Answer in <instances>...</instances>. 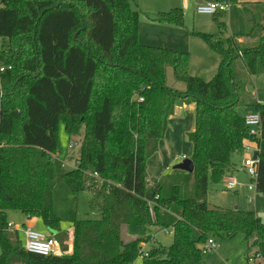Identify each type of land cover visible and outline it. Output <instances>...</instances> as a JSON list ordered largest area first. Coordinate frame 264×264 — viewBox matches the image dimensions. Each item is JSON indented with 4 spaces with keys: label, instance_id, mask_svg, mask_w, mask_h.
I'll return each mask as SVG.
<instances>
[{
    "label": "trees",
    "instance_id": "obj_1",
    "mask_svg": "<svg viewBox=\"0 0 264 264\" xmlns=\"http://www.w3.org/2000/svg\"><path fill=\"white\" fill-rule=\"evenodd\" d=\"M217 1L240 5L247 30L230 38L227 48L199 35L222 57L214 78L205 81L189 74V53L140 43V12L129 0H2L0 264H136L146 244L142 264H201V245L212 236L238 234L248 244L247 260L261 264L251 260L264 258L262 218L209 207L208 185L232 173V157H243L244 143L254 140L239 112L252 108L263 125L255 184L264 195V104L248 89L259 60L264 66V0ZM215 20L221 34L226 24ZM156 21L183 25V12L161 13ZM242 38L255 42L242 45ZM238 60L244 72L233 70ZM167 66L185 91L166 86ZM176 104L195 105V129L188 134L194 172L173 175H187L193 194L183 198L181 186L166 187L162 178L151 204L147 164ZM61 124L71 137L84 130L80 157L64 181L73 192L92 194L101 219L72 215V253L42 257L25 250L18 231L10 232L7 212L40 218L59 232L50 181ZM134 226L172 229L173 243L164 246L151 235L128 240L123 227Z\"/></svg>",
    "mask_w": 264,
    "mask_h": 264
},
{
    "label": "rangeland",
    "instance_id": "obj_2",
    "mask_svg": "<svg viewBox=\"0 0 264 264\" xmlns=\"http://www.w3.org/2000/svg\"><path fill=\"white\" fill-rule=\"evenodd\" d=\"M129 1L132 9L140 12V40L151 46L189 53V74L205 81H211L214 78L222 57L213 51L199 35L214 36L215 41L220 40L224 47L227 48L228 39L233 35L240 36L246 32L245 22L241 15L239 5L233 4L230 6V11L225 15L215 16L197 14L195 10L197 3L195 0ZM213 1L215 2L216 0H204V3ZM185 5L187 8H184ZM174 9L182 10L184 16L183 25L165 24L156 21L161 13H167ZM215 18L226 23V29L222 35L219 34V27ZM2 45L3 39L0 38V46ZM240 67H242L240 60L233 63L232 68L234 71L241 70L243 72ZM166 86L177 91H184L186 88L184 82L176 79L173 69L170 66L166 67ZM248 89L254 99H258L259 102L264 104V70L259 65L258 74ZM239 112L245 117L248 112L255 111L252 108L245 109L241 107ZM83 134L84 130L81 131L79 136L71 137L66 132L64 124L60 125L58 148L54 155V178L50 181L54 191L55 213L62 220L59 232H55L46 227L40 218H28L21 211L10 210L7 212V221L13 229L19 232L20 237H22V232L25 228H32L44 234L57 236L61 250L64 253L71 246L68 235L74 230V225L71 220L72 215L76 214L78 220L101 219L100 211L91 205L92 194L88 191L73 192L64 181V175L76 167L77 160L80 157ZM188 142L190 143L189 140ZM178 153L181 156L179 161L170 165L168 174L161 177L160 180L163 178L162 182L166 187H170L172 183L176 182L182 188L183 198H190L193 194V181L189 180L187 175L173 177V175L180 174L179 172H181L173 170V166L181 163L184 160L182 156L186 154L183 151H179ZM245 158L246 155L243 157L234 155L232 157V164L236 168L234 176L241 186L231 190L226 187L223 181L214 183L210 180L208 185V202L213 207L217 206L230 210L238 208L247 212H256L264 221V195L259 193L255 204L249 202V199L255 195V192L249 190V186L254 185V181L243 169V161ZM150 181L151 178L149 177ZM151 187L152 185L150 184V187L148 186L147 188L146 183V196L149 201H153L154 198ZM150 197L152 200L149 199ZM13 229H10L11 233L14 232ZM128 229H130L132 236L143 237L145 235H151L164 246H170L173 243L172 229L155 226L148 229L134 226ZM126 232L127 227H123L122 233L125 238ZM64 234H67L68 237ZM193 236L196 238V233ZM212 239L216 246L214 249H210L208 253L203 254L201 264H251L247 260L246 241L243 234H238L233 238L212 236ZM63 247H66L67 250H64ZM145 247L147 249L148 245L146 244ZM136 264H142V259L138 258Z\"/></svg>",
    "mask_w": 264,
    "mask_h": 264
},
{
    "label": "built area",
    "instance_id": "obj_3",
    "mask_svg": "<svg viewBox=\"0 0 264 264\" xmlns=\"http://www.w3.org/2000/svg\"><path fill=\"white\" fill-rule=\"evenodd\" d=\"M2 0H0L1 6ZM231 4L228 2H209V3H200L197 6L196 12L202 15H217L218 13H227L230 10ZM11 68V67H10ZM9 68V69H10ZM6 71V67H4L0 63V74ZM143 101V99H141ZM245 125L249 131V135L253 138V141L247 140L243 146L244 155L246 158L243 161L244 171L249 174V176L254 181V185L249 186V190L255 192V195H258V191L256 189L255 181L257 179V164L259 162V153H260V141L262 140V132L263 125L262 119L258 112H248L245 117ZM252 144V145H251ZM255 152H258V159L254 160L253 155ZM228 189H236L239 186V182L234 177L233 173H228L223 177L222 180ZM256 197H251L249 202L255 203ZM69 241L71 238L69 236ZM71 244V242H69ZM23 246L28 253L39 255L42 257H51V256H63L66 254L61 250V245L56 236H52L49 234H44L39 231H36L32 228L24 229V243ZM216 246L214 240L211 238L207 241L205 245L202 246L203 254L208 253L210 249H214ZM147 249L144 246L141 251V259L147 256ZM251 261H260L264 263V258L261 255H257L255 259Z\"/></svg>",
    "mask_w": 264,
    "mask_h": 264
},
{
    "label": "crops",
    "instance_id": "obj_4",
    "mask_svg": "<svg viewBox=\"0 0 264 264\" xmlns=\"http://www.w3.org/2000/svg\"><path fill=\"white\" fill-rule=\"evenodd\" d=\"M202 1H203L202 3H204V0H202ZM244 1H247V0H240V2H244ZM197 6H198V3L196 5L195 10L197 9ZM184 8H187V6L185 5ZM239 8H240V5H239ZM240 12H241V10H240ZM224 14H226V13H224ZM217 15H215V16H217ZM241 15L243 16L242 12H241ZM243 19H244L246 30H247V25H246V21H245L244 16H243ZM223 32L221 33V35L223 34ZM233 36H235V35H233ZM139 40H140V37H139ZM238 42L241 43L242 45L243 44L250 45V44L254 43L255 40H248V39L242 38V39H238ZM140 43L143 45H148V44H145L141 40H140ZM148 46H151V45H148ZM220 63H221V61H220ZM258 65L260 66L261 69L264 70V66H263L261 60H259ZM240 68H242L243 72L245 71L243 64H242V67H240ZM165 73H166V69H165ZM257 74H258V67H257ZM185 90H186V88H185ZM256 100L259 102L258 99H256ZM259 103L263 104L262 102H259ZM194 129H195V105L194 104H192V105L176 104L174 106L172 115H170V117H169L168 128H167L166 134H165L164 138L159 143V149L150 158V160L148 161V164H147V180H146V183H147V188H148V186L150 187V184L152 185L151 188H152V196L153 197L158 192V184H159L158 181L160 180V178L163 177L164 175L168 174L167 172L169 170L170 165H173L174 163H176V161H179L181 156L178 152L183 151V153H186L182 156L183 159L191 158L193 147H192V144L188 142V134L193 132ZM186 155H187V157H186ZM173 168H174V166H173ZM235 172H236V168L233 169L232 173L235 174ZM179 173H181V172H179ZM149 177L151 178L150 182H149ZM239 186H241V185L239 184ZM257 196L258 195L253 196V197L257 198ZM146 199L148 200L147 196H146ZM149 199L152 200L151 197ZM153 201H154V198H153ZM153 201H149V202L152 204ZM255 201H256V199H255ZM208 204H209V202H208ZM209 207L216 208L217 206L213 207L211 204H209ZM237 209H235V210H237ZM128 228H130V227H127L126 238L128 240L136 238V236H132V234L130 233V229H128ZM148 228H151V227H148ZM12 229H13V227H12ZM13 230L17 231L15 229H13ZM172 233H173V230H172ZM68 236H70V238H71V241H70L71 246H70V249L65 252L66 253L65 255H70L73 251V232ZM20 238L24 243V230L22 232V237H20ZM247 249H248V244L246 243V250ZM261 264H263V263H261Z\"/></svg>",
    "mask_w": 264,
    "mask_h": 264
},
{
    "label": "water",
    "instance_id": "obj_5",
    "mask_svg": "<svg viewBox=\"0 0 264 264\" xmlns=\"http://www.w3.org/2000/svg\"><path fill=\"white\" fill-rule=\"evenodd\" d=\"M198 4L202 3V0H196ZM253 159H258V152H255L253 155ZM175 171H181L188 174H192L194 172V163L190 158L184 159L181 163L177 164L173 168Z\"/></svg>",
    "mask_w": 264,
    "mask_h": 264
}]
</instances>
